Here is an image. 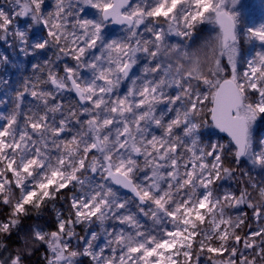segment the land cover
Returning a JSON list of instances; mask_svg holds the SVG:
<instances>
[{"label": "snow or ice", "instance_id": "snow-or-ice-1", "mask_svg": "<svg viewBox=\"0 0 264 264\" xmlns=\"http://www.w3.org/2000/svg\"><path fill=\"white\" fill-rule=\"evenodd\" d=\"M250 16L243 0H0V264L41 248L44 264H264ZM19 57L36 62L13 81Z\"/></svg>", "mask_w": 264, "mask_h": 264}, {"label": "rangeland", "instance_id": "rangeland-1", "mask_svg": "<svg viewBox=\"0 0 264 264\" xmlns=\"http://www.w3.org/2000/svg\"><path fill=\"white\" fill-rule=\"evenodd\" d=\"M243 3L248 7V10L251 13L250 19L254 20L256 23H260L262 20H264V0H243ZM210 25H205L200 30V32L197 34V36L194 38L193 41L190 43L192 44L193 48L197 47L199 44L202 43L203 39L209 34L208 28H210ZM36 36H39L40 33H36ZM178 37L173 36L170 40L172 43L179 42ZM50 54V53H49ZM19 60L23 61L22 67L26 68L27 71H17L14 67L10 66L11 69V79L13 81H16L18 79H21L22 76L29 75L31 73V63L36 62L35 57H19ZM226 63V60H225ZM0 75L7 76V73L0 72ZM31 98H27L25 100V106L28 105ZM11 108V104L8 105V108H5L4 105L0 104V111H7ZM222 135V134H221ZM224 138H226L224 135H222ZM82 231V230H81ZM244 231H247V225L244 227ZM201 264H204L203 260L201 261Z\"/></svg>", "mask_w": 264, "mask_h": 264}, {"label": "trees", "instance_id": "trees-1", "mask_svg": "<svg viewBox=\"0 0 264 264\" xmlns=\"http://www.w3.org/2000/svg\"><path fill=\"white\" fill-rule=\"evenodd\" d=\"M57 208H64L65 204L63 201H58ZM4 211H6L5 209H0V214H2ZM54 215H55V210L52 209L51 207H49V209L43 214V218L39 221L35 220V219H29L26 221V225L27 224H33V223H45L47 222V224H52L53 220H54ZM44 249L41 248L38 252H36L32 257H31V261L32 264H44V260H43V253ZM84 264H87V260L84 261Z\"/></svg>", "mask_w": 264, "mask_h": 264}, {"label": "water", "instance_id": "water-1", "mask_svg": "<svg viewBox=\"0 0 264 264\" xmlns=\"http://www.w3.org/2000/svg\"><path fill=\"white\" fill-rule=\"evenodd\" d=\"M222 135H224L225 137H226V134H222ZM123 191V190H122Z\"/></svg>", "mask_w": 264, "mask_h": 264}]
</instances>
